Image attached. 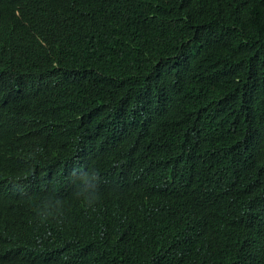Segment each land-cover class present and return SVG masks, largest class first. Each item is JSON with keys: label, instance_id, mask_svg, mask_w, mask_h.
<instances>
[{"label": "trees", "instance_id": "16d2710c", "mask_svg": "<svg viewBox=\"0 0 264 264\" xmlns=\"http://www.w3.org/2000/svg\"><path fill=\"white\" fill-rule=\"evenodd\" d=\"M0 264H264V0H0Z\"/></svg>", "mask_w": 264, "mask_h": 264}, {"label": "clouds", "instance_id": "9594fccd", "mask_svg": "<svg viewBox=\"0 0 264 264\" xmlns=\"http://www.w3.org/2000/svg\"><path fill=\"white\" fill-rule=\"evenodd\" d=\"M68 176L74 185L73 197L79 200L84 209H94V206L101 200L103 183L102 172L93 165L76 163L72 166ZM23 195L31 199L26 188L20 189ZM36 219L41 224L53 222L62 225L66 215V201L54 192H49L35 202L34 206ZM50 234V233H49Z\"/></svg>", "mask_w": 264, "mask_h": 264}]
</instances>
